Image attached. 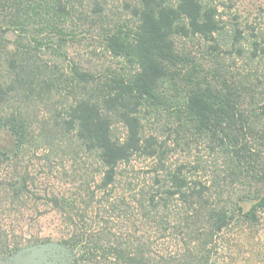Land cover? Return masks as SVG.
Instances as JSON below:
<instances>
[{
  "label": "trees",
  "instance_id": "16d2710c",
  "mask_svg": "<svg viewBox=\"0 0 264 264\" xmlns=\"http://www.w3.org/2000/svg\"><path fill=\"white\" fill-rule=\"evenodd\" d=\"M139 1L135 26L106 29L104 34L105 49L130 70L109 67L97 73L74 63L70 78L80 86V95L55 123L49 143L56 151L60 148L54 165L60 168L48 171L53 176L42 183L36 184L35 174L21 172L19 154L35 137L30 115L9 104L18 86L0 75V127L16 147L0 149V170L5 160L11 166L10 175L0 177L1 255L54 238L76 254L72 264H95L100 256L126 264H212L217 235L236 217L259 223L264 166L255 145L264 143V105L262 113L246 109L240 84L179 46L180 40L192 37L216 41L222 28L216 8L202 0H177L176 5ZM74 7L73 0H0V29L23 31L13 49L7 48L12 72L29 67L22 49L46 47L57 55L65 51V22L73 18ZM36 19L49 34L26 42L24 31ZM258 52L264 55V37L255 42L254 54ZM153 115H164L168 130L178 137L193 136L218 149L227 159V176L210 182L188 170L194 161L167 164V142L144 131L145 117ZM115 121L125 126V137L113 134ZM90 155L99 165L95 174ZM141 156L158 162L149 177L133 165ZM68 160L77 167H66ZM198 161L190 166L194 171L202 169ZM29 196L31 209L40 215L36 218L52 219L57 235L28 236L24 227L3 228L6 219L27 222Z\"/></svg>",
  "mask_w": 264,
  "mask_h": 264
},
{
  "label": "rangeland",
  "instance_id": "374dc122",
  "mask_svg": "<svg viewBox=\"0 0 264 264\" xmlns=\"http://www.w3.org/2000/svg\"><path fill=\"white\" fill-rule=\"evenodd\" d=\"M73 1L75 4L73 18L65 22L64 30L68 39L65 51L57 55L52 50H47L46 47H41L40 50L22 49L24 52L21 55L29 58L27 70L19 69L17 72H12L6 61L7 48L8 51L13 49L14 41L23 38L18 36V33H23V31L0 29L1 32L6 31L0 34V75L6 76L8 84L15 83L18 86L17 90L11 94L9 104L19 106L22 112L30 115L32 126L30 130L33 131L35 137L23 147L19 154L22 160L21 172L27 171L35 174L36 184L53 176L48 171L55 172L57 168H60L59 164L57 168H54L58 160L56 152L60 153V148L56 151L49 141L55 134V123L61 121L65 110L80 95V86L77 82H72L70 78L74 63L83 69L98 71L97 73L104 72L109 67L119 71L124 67L127 70L131 69L130 65H125L122 59L112 56L105 49L104 34L106 29H117L127 24L130 27L135 26L138 18L134 14V9L139 8L140 1ZM160 1L169 5H176L177 2V0ZM202 2L217 10V20L222 28L215 34L216 41L202 37L186 38L180 40V48L190 51L207 68L217 67L222 74L233 78L240 84L244 107L262 113L264 55L260 52L255 55L254 47L255 42H262L264 37V0H202ZM38 19L27 25L28 32L24 31L26 42L33 36L42 39L46 38L47 33L49 34L45 25L37 22ZM212 44L216 45V49L212 47ZM8 108L7 104V110ZM147 118L145 117L144 120L145 134H155L160 140L167 142L168 154L164 155L167 164L175 166L182 161H194L190 164L194 167L199 162L198 160H201L202 169L194 171L189 166L188 170L192 174L200 175L210 182L220 178L223 180L227 176V159L218 149L212 150L205 141L195 140L193 136L178 137L168 130V119L164 115L147 116ZM262 123L264 124V119ZM260 124L261 122H257V125ZM113 134L119 138L125 137L126 128L120 121H115ZM57 143L62 142L57 141ZM63 146L68 148L64 144ZM255 146L260 154L259 163L264 166V143ZM0 149L5 152L16 149L13 138L3 127H0ZM88 158L89 168L95 174V168L99 166L97 159L94 155ZM156 164L158 162L155 159L144 156L136 157L133 161V165L140 170L141 174H145V177L152 174L151 170L156 167ZM65 166L77 167L71 160L66 161ZM10 167V162L5 160L0 170L1 178L6 179L10 175ZM30 198L29 196L28 205L25 207V211L30 216L27 222L6 219L2 222L3 228L17 231L24 227L28 236L31 234L57 235L52 219L49 217L36 218L39 212L31 209L33 201ZM246 207L249 206L246 205ZM138 220L140 230H142L144 218L141 214ZM138 235L142 236V232ZM51 241L57 243L58 240L53 238ZM216 241L212 252V264H264V213L257 224L245 222L236 217L233 225L217 235ZM31 244L28 243L22 248L31 246ZM15 252L0 254V264H7L4 262L5 259ZM75 257L76 254L73 253L69 264H72ZM95 264L126 263L115 257L100 256Z\"/></svg>",
  "mask_w": 264,
  "mask_h": 264
},
{
  "label": "water",
  "instance_id": "95a60500",
  "mask_svg": "<svg viewBox=\"0 0 264 264\" xmlns=\"http://www.w3.org/2000/svg\"><path fill=\"white\" fill-rule=\"evenodd\" d=\"M69 249L56 242H48L24 247L11 254L5 263L7 264H53L62 260V264H69Z\"/></svg>",
  "mask_w": 264,
  "mask_h": 264
},
{
  "label": "flooded vegetation",
  "instance_id": "af4514ba",
  "mask_svg": "<svg viewBox=\"0 0 264 264\" xmlns=\"http://www.w3.org/2000/svg\"><path fill=\"white\" fill-rule=\"evenodd\" d=\"M48 242H52V241H48ZM48 242L44 241V242H40V243H38V244L48 243ZM57 243H58V242H57ZM38 244H37V245H38ZM33 245H36V244H33ZM67 248H68V247H67ZM68 249H69V248H68ZM69 251H70V256H69V258H68V263L70 262L71 258L73 257V254H72V252H71L70 249H69ZM53 264H62V260L55 261V262H53Z\"/></svg>",
  "mask_w": 264,
  "mask_h": 264
}]
</instances>
